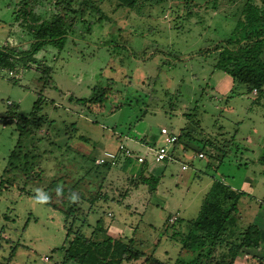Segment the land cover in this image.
<instances>
[{
    "label": "rangeland",
    "instance_id": "rangeland-1",
    "mask_svg": "<svg viewBox=\"0 0 264 264\" xmlns=\"http://www.w3.org/2000/svg\"><path fill=\"white\" fill-rule=\"evenodd\" d=\"M69 1L28 0L22 5L21 0H0V47L29 49L26 25L31 18L22 21L19 16L15 22L19 11L27 8L47 20L63 14ZM83 1L71 0L69 8L78 12ZM88 1L101 10V20L94 13L83 19L76 15L62 50L47 45L34 56L39 69L21 61L12 70L0 68V183L11 184L0 187V264L61 263L58 249L67 227L60 210L67 208V195L59 190L92 200L101 184L108 201L89 214L88 204L79 202L83 213L75 228L82 223V233L89 235L103 216L111 235L133 238L145 257L153 255L166 264L189 260L193 255L182 251L180 242L215 181L247 194L223 234L225 243L243 244L233 264H264V93L255 101L244 85L215 69L214 47L231 35L245 0H140L134 10L112 0ZM43 68L50 78L44 89ZM96 92H104L105 98L92 105L88 100ZM38 97L41 110L23 139L20 162L10 164L18 142L16 116H28ZM8 111L17 114L12 122ZM186 115L198 121V141L189 142L190 149L178 148L168 162L151 163L147 147L162 145V128L178 135L187 127ZM205 139L218 149L207 146L199 159L196 150ZM120 145L134 157L150 160L146 173L159 179L155 192L139 184L124 199L119 197L131 175L138 180L140 166L132 160L128 169L113 167L103 182L101 173L92 177L93 172H86L103 165L97 161L104 153L118 154ZM52 182L59 184L48 199L60 210L33 196L42 198ZM252 224L260 230L257 246L244 234ZM12 247L17 248L8 260ZM220 251L226 246L216 256Z\"/></svg>",
    "mask_w": 264,
    "mask_h": 264
},
{
    "label": "trees",
    "instance_id": "trees-1",
    "mask_svg": "<svg viewBox=\"0 0 264 264\" xmlns=\"http://www.w3.org/2000/svg\"><path fill=\"white\" fill-rule=\"evenodd\" d=\"M112 1H114L118 7L129 8V10H134L140 3V0ZM146 1L150 3L149 0ZM181 1L188 3L192 0ZM27 2L28 0H21L22 5H26ZM70 2L71 0L67 3L66 8H62L63 14H56L47 20H40L38 16L31 11L26 12L27 8L21 12L19 11L17 16L14 17L15 22L19 21V16L22 18V21H26L28 17L31 18V23L26 25L28 34L32 38L30 47L28 50H22L10 44L0 47V68L12 70L19 65V61L24 62L26 67L34 66L37 64V60L34 56L47 45L62 50L65 46L69 29H72L74 25L76 15H78L80 19H83L87 13H94L98 16V20H101L103 13L96 5L94 6L88 0L83 1V9L78 12L69 8ZM238 16L231 35L214 47V51L216 52L215 69L229 76L233 83L244 85L249 93L256 91L254 96L256 97L255 101H257L264 93V0H245L238 12ZM10 42L11 41H9V43ZM36 66L37 69L41 67L39 65ZM41 70L47 78L46 82L43 83L44 89L45 85L49 84L50 78L48 77L49 72L47 68ZM94 96V98L88 100V103L92 105L97 103L101 104L105 98V93L96 92ZM39 99L38 97L32 107L31 113L26 117L8 111L9 122H12L14 115H17V120H19L16 123L18 142L9 154L8 159L10 160V164L12 161L20 162L23 139L28 134L29 128L33 127L32 125L41 110L42 101ZM83 101L84 104L87 103V101ZM10 105V107H14L13 103ZM185 117L187 119V127L182 129L177 135V141L174 144V152L178 147L190 149L192 146L189 142L198 141L195 137L196 133H200V130H198L199 127L197 126L198 121H196V124L193 123L192 115H186ZM39 120L43 122L44 117L41 116ZM207 146L211 147L214 151L218 149L214 141L211 142L205 139L202 141V146L196 150L197 154H200L201 151H205ZM220 148L222 149L223 147ZM215 158L218 159L216 153ZM22 159H27V156L23 154ZM122 161L128 162L129 165L131 160L123 159L118 156L114 165L108 162L101 166L97 165L94 168L90 167L86 172H93L94 175L92 177L101 173L103 182L106 179V174L113 167L119 166ZM24 164L26 165L27 161ZM147 164L148 162L137 164V166H140L138 170V180L134 181L135 177L131 175L130 185H128L129 187L125 190H122L119 194V197L121 196L120 198L124 199L128 196L130 189L132 187H137L139 184L147 186L150 193L156 191L159 179L146 173ZM99 168L101 170H99ZM59 181L61 180L59 179ZM3 183L11 185L7 180L2 181V183H0L1 188H4V186H2ZM64 183L65 181L63 180V188ZM58 184L59 183L52 182L50 187L45 189L40 199L35 195L33 196L38 202L53 209L60 210V208L51 203L48 199L49 191L52 189L56 190ZM100 187L97 195L94 196L92 200L85 199L83 194H79L75 191L68 190L64 192V189L59 190V193L62 195L65 193L67 195L65 201L67 208L63 209V211L60 210L64 215V225L67 227V232L65 242L58 249L63 253L62 262L59 264H68L69 262L75 264H125L142 258H144V260L141 264H166V262L154 258L153 255L145 257L144 253L135 248L133 238L124 239L113 235L111 236L109 231L110 225L105 223L103 216H100L96 220L89 235L82 233V223L80 224L81 226L75 228L74 223L76 219L78 220L79 216L83 213L80 209L82 206L79 202L88 204L89 208L85 214H89L98 203H105L108 201L107 194L102 192V184ZM59 189L61 188L59 187ZM22 191L24 192V190ZM25 195L30 196L31 194L25 192ZM245 195H247L245 192L235 191L222 182L215 181L205 195L197 217L188 223L185 235L180 242L181 250L191 253L193 257L189 260L177 258L174 264H233L243 244L235 245L233 243H225L223 234L225 233V225L228 223L231 216L238 213L239 200ZM118 203H121V200L118 201ZM127 207L128 206H126V208ZM244 234L251 236L255 241L254 245L257 246L260 241V230L255 224L249 225ZM173 236H175V234H173ZM222 245L226 246V251H220L216 256V252L222 248ZM16 248L17 247L11 248L8 260L13 258Z\"/></svg>",
    "mask_w": 264,
    "mask_h": 264
},
{
    "label": "built area",
    "instance_id": "built-area-1",
    "mask_svg": "<svg viewBox=\"0 0 264 264\" xmlns=\"http://www.w3.org/2000/svg\"><path fill=\"white\" fill-rule=\"evenodd\" d=\"M10 74L13 75V77H16V75H14L12 72H10ZM254 94H256V91H253V95ZM160 135L163 137L162 145L159 147L148 146L146 149L151 156V163L168 162L173 159L174 144L177 141V135L167 131L164 128L160 130ZM118 156L123 159L132 160L137 164H143L144 162L150 163V160H148L145 156L135 155L134 157V152L132 150H129L124 145H120L118 154L104 153L103 158L97 161V164H104L109 162L114 165ZM198 158L202 159L204 158V155L200 153L198 154ZM186 169V166H182V170ZM174 220L175 218L171 219V222H173Z\"/></svg>",
    "mask_w": 264,
    "mask_h": 264
},
{
    "label": "crops",
    "instance_id": "crops-1",
    "mask_svg": "<svg viewBox=\"0 0 264 264\" xmlns=\"http://www.w3.org/2000/svg\"><path fill=\"white\" fill-rule=\"evenodd\" d=\"M146 141L143 139V140H141V146H143V144L145 143ZM178 148H180V147H178ZM177 148V149H178ZM183 150V149H182ZM134 162V161H133ZM135 163V162H134ZM137 165V164H136ZM119 166H121V167H124L125 169L127 168L128 169V162H126V161H122V163L121 164H119ZM109 231H111V227H110V229H109ZM110 235H111V233H110ZM112 236V235H111ZM124 239H127V238H124ZM160 261V260H159Z\"/></svg>",
    "mask_w": 264,
    "mask_h": 264
}]
</instances>
